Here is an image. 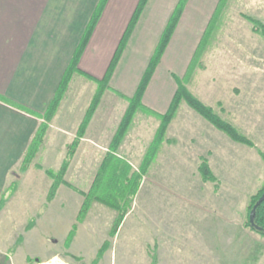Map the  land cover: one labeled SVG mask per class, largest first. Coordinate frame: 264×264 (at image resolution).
<instances>
[{
  "label": "rangeland",
  "instance_id": "rangeland-1",
  "mask_svg": "<svg viewBox=\"0 0 264 264\" xmlns=\"http://www.w3.org/2000/svg\"><path fill=\"white\" fill-rule=\"evenodd\" d=\"M156 1L151 8L158 7ZM192 2L199 22L190 59L218 0ZM242 13L264 23V0H226L185 83L254 145L232 140L181 101L119 225L115 226L117 210L97 200L77 220L82 192L89 189L106 151L94 149L89 141L81 144L88 122L69 159L65 182L60 183L64 186L51 200L46 193L52 179L45 172L58 169L65 159L67 144L83 118L78 122L77 114L87 91L95 89V82L89 79L85 84L87 78L75 74L58 106L63 104L75 115L73 137L65 146L48 149V143L59 138L58 132H47L51 118L31 162L10 172L0 194V264H40L54 257L56 264H264V236L246 224L250 198L264 182L258 153L264 152V36ZM182 50L179 55L185 57V46ZM190 59L177 76H184ZM170 64L176 65L168 60ZM168 74L173 80L174 72ZM122 100L126 105L121 97L116 111ZM138 109L152 114L145 106L135 112ZM152 126L139 116L123 148L118 150L123 137L118 144L117 153L129 155L135 169L156 134L149 142ZM46 137L50 142L42 148ZM203 157L214 181L201 179L198 165Z\"/></svg>",
  "mask_w": 264,
  "mask_h": 264
},
{
  "label": "crops",
  "instance_id": "crops-1",
  "mask_svg": "<svg viewBox=\"0 0 264 264\" xmlns=\"http://www.w3.org/2000/svg\"><path fill=\"white\" fill-rule=\"evenodd\" d=\"M97 1L0 0V94L34 111L42 112L55 92ZM152 1L148 0L144 6L109 78L108 87L103 91L85 128L81 144L89 141L91 147H97L102 153L112 140L128 105L127 98L136 91L172 6L176 3V0H157L158 7L151 8ZM137 2L138 0H107L79 59L80 69L97 78L104 75ZM197 17L193 14V2L190 0L143 91L142 103L152 114L143 109H138L133 114L118 150L123 148L133 122L139 116L145 123L153 125L151 142L160 123L157 115L167 110L176 89V83L168 70L179 75L190 59L196 43ZM184 46L187 52L185 57L179 55ZM168 60L176 65H167ZM80 76L76 80L81 81ZM73 79L70 80L69 88ZM87 80L85 84L94 82ZM87 93L84 105L77 114L78 122L84 115L93 91ZM121 97L127 103L125 105L122 100L120 110L116 111ZM74 116L63 108V104L57 109L47 132H58L59 138L55 139L57 142H52L53 145L48 143V149L61 144L65 146L68 139L73 137L71 134L76 129V124L71 122ZM40 122L41 119L36 115L0 100V194L10 172L20 165L24 150ZM169 126L170 124L166 132ZM262 141L264 144V138ZM47 142H50L48 137L43 141L42 148ZM120 154L131 161L129 155ZM144 154L145 152L142 158ZM63 186L60 184L58 189Z\"/></svg>",
  "mask_w": 264,
  "mask_h": 264
},
{
  "label": "trees",
  "instance_id": "trees-1",
  "mask_svg": "<svg viewBox=\"0 0 264 264\" xmlns=\"http://www.w3.org/2000/svg\"><path fill=\"white\" fill-rule=\"evenodd\" d=\"M148 0H138L134 11L124 29L122 36L118 42V45L113 53V56L106 68L104 75L101 78H97L89 74L88 72L80 69L78 67L79 59L82 52L92 34L94 27L96 26L98 19L102 13V10L107 2V0H98L95 7L82 31L78 43L74 47L72 55L62 73V76L58 82L54 94L50 100L46 103L45 108L42 112L34 111L2 94H0V100L15 106L21 110L28 113L36 115L41 119L38 127L36 128L30 142L28 143L26 149L24 150L23 157L21 160V168L25 169L34 157L38 147L43 139V135L47 128V122L56 113L60 101L68 87V84L73 77V75H82L87 79L93 80L95 82V89L90 99L89 105L85 110L82 121L77 129V135L72 139L70 143L67 144L66 157L63 159L61 165L56 170L45 169V172L51 177L52 181L46 193V199L51 200L56 193L58 185L65 182L63 176L67 169L69 159L73 155L79 138L82 137L84 127L94 112L100 97L108 87L109 78L114 70V67L126 45V42L130 36V33L136 24L144 6ZM186 0H178L176 6L174 7L172 13L170 14L166 25L159 37V40L150 56L148 65L138 83L136 91L131 97L127 98L128 105L122 115L120 123L117 130L115 131L113 138L104 152L98 168L94 174L93 180L89 189L86 192H82L83 200L77 213V220L83 218L85 213L90 207L92 200H97L104 203L117 210V216L115 218V226H118L122 218L128 211L133 197L135 196L138 187L141 183L142 176L145 174L148 163L155 153L159 143L163 140V136L166 131V127L169 121L174 117L177 107L181 101H184L188 106L195 110L198 114L208 120L217 129L226 133L232 140L244 143L246 145H254L252 140H250L246 135L237 130V128L221 117L210 105L201 101L197 96H195L186 86L185 79L192 73L196 67L199 57L202 53L203 47L207 41V38L212 31L220 13L222 7L225 5L226 0H218L212 15L210 16L207 25L202 33V36L198 42V45L191 56L190 62L186 68L183 77L177 75H172L176 82V89L169 103L167 110L163 114H159L160 123L157 128L156 134L149 145V148L145 154L143 162L138 166V168H133L132 165L117 153L118 144L123 137L131 118L138 107L144 108L142 103V94L145 86L151 77L154 68L160 60L161 55L175 29V26L179 20L181 12L183 10ZM243 17L247 18L251 23L254 30L261 32L264 36V23L254 19L246 14H241ZM264 163V152L258 150ZM198 170L200 172L201 179L203 181H214L215 176L212 173L207 160L203 157L200 164L198 165ZM248 205V215L246 224L254 231L260 233L264 236V182L261 184L259 189L250 198ZM253 210V211H252ZM252 212V219L250 215ZM75 225V224H74ZM73 225V226H74ZM116 227H114L115 230ZM71 235V233H70Z\"/></svg>",
  "mask_w": 264,
  "mask_h": 264
},
{
  "label": "bare ground",
  "instance_id": "bare-ground-1",
  "mask_svg": "<svg viewBox=\"0 0 264 264\" xmlns=\"http://www.w3.org/2000/svg\"><path fill=\"white\" fill-rule=\"evenodd\" d=\"M56 260L57 259L54 257V258L51 259V261L43 262V263H40V264H56Z\"/></svg>",
  "mask_w": 264,
  "mask_h": 264
},
{
  "label": "water",
  "instance_id": "water-1",
  "mask_svg": "<svg viewBox=\"0 0 264 264\" xmlns=\"http://www.w3.org/2000/svg\"><path fill=\"white\" fill-rule=\"evenodd\" d=\"M253 211V210H252ZM250 219H252V212H251V215H250Z\"/></svg>",
  "mask_w": 264,
  "mask_h": 264
}]
</instances>
